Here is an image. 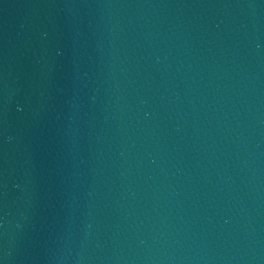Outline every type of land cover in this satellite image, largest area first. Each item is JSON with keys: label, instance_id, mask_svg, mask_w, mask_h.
I'll return each mask as SVG.
<instances>
[{"label": "water", "instance_id": "95a60500", "mask_svg": "<svg viewBox=\"0 0 264 264\" xmlns=\"http://www.w3.org/2000/svg\"><path fill=\"white\" fill-rule=\"evenodd\" d=\"M0 264H264V0H0Z\"/></svg>", "mask_w": 264, "mask_h": 264}]
</instances>
